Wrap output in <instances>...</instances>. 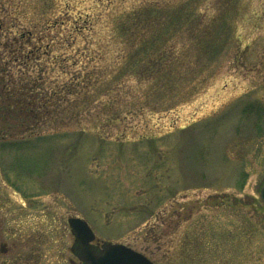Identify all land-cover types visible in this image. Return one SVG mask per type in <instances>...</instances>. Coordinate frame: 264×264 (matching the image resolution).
Listing matches in <instances>:
<instances>
[{
  "label": "rangeland",
  "instance_id": "rangeland-1",
  "mask_svg": "<svg viewBox=\"0 0 264 264\" xmlns=\"http://www.w3.org/2000/svg\"><path fill=\"white\" fill-rule=\"evenodd\" d=\"M0 79L57 101L0 128L32 137L0 200L48 264L71 216L156 264H264V0H0Z\"/></svg>",
  "mask_w": 264,
  "mask_h": 264
},
{
  "label": "flooded vegetation",
  "instance_id": "flooded-vegetation-1",
  "mask_svg": "<svg viewBox=\"0 0 264 264\" xmlns=\"http://www.w3.org/2000/svg\"><path fill=\"white\" fill-rule=\"evenodd\" d=\"M15 221L14 208L2 206L0 200V264H48L43 255V236L29 232L22 220L17 226ZM82 248V242L74 236L71 247L73 256H69L65 263L53 264H87L80 259ZM91 248L94 251L101 249L97 241H94Z\"/></svg>",
  "mask_w": 264,
  "mask_h": 264
},
{
  "label": "water",
  "instance_id": "water-1",
  "mask_svg": "<svg viewBox=\"0 0 264 264\" xmlns=\"http://www.w3.org/2000/svg\"><path fill=\"white\" fill-rule=\"evenodd\" d=\"M261 197L264 201V182ZM69 224L76 239L83 244L79 255L87 264H155L142 252L123 243L104 242L101 250L94 251L91 248V242L96 235L87 220L79 216H71Z\"/></svg>",
  "mask_w": 264,
  "mask_h": 264
},
{
  "label": "trees",
  "instance_id": "trees-1",
  "mask_svg": "<svg viewBox=\"0 0 264 264\" xmlns=\"http://www.w3.org/2000/svg\"><path fill=\"white\" fill-rule=\"evenodd\" d=\"M37 47L40 48L41 45L37 46ZM10 83H11V81L7 82V81H4L3 79H0V91L3 94L10 95L9 91L7 90L8 87H10V85H9ZM31 94H33V92ZM4 97L6 99L5 104L2 105V103H0V121H3V119H4L5 121L8 122V118L13 115V111H17L18 114L22 115L19 118H21L22 124L24 125L27 122L30 123L31 120L37 121L40 118H42V119L45 118L46 116H43L42 115L43 113H45V112L50 113V111L54 110L55 107H56V109L58 107V106H56L57 101H55L54 103H50L49 100H51V99L49 97H46V96H45L46 97L45 101L40 102V104L37 101L38 97H34V96H32V98H30V97L29 98L28 97L19 98L17 101L12 100L11 103L7 102V100L10 101V98H8V96L6 97L4 95L3 99H4ZM0 99H2L1 93H0ZM40 115H42V116H40ZM4 123L5 124H3L0 128L3 129V127L7 126V123L6 122H4ZM28 130H29V127L25 126V131H28ZM3 133L0 132V147L1 148L10 147L9 145H13V144L24 146L26 144H29L28 141L32 139V137L23 139L24 138L23 136H21L20 138H17V139H15L16 138L15 137V138H13L14 140L13 139H6L5 136L3 135ZM41 138L42 137H40V138L37 137L35 139L41 140Z\"/></svg>",
  "mask_w": 264,
  "mask_h": 264
}]
</instances>
